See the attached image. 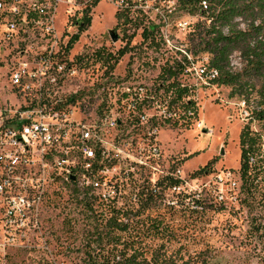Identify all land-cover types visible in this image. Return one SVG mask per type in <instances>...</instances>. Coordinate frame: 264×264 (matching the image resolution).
I'll use <instances>...</instances> for the list:
<instances>
[{
	"label": "rangeland",
	"instance_id": "rangeland-1",
	"mask_svg": "<svg viewBox=\"0 0 264 264\" xmlns=\"http://www.w3.org/2000/svg\"><path fill=\"white\" fill-rule=\"evenodd\" d=\"M174 8L175 0H143L135 11L117 15L114 4L99 1L91 8L89 26L65 51L81 18L67 15L63 7L61 15L53 19L56 43L45 45L28 33L12 43L0 44V102L13 98L10 75L22 62L51 53L46 58L55 63L54 69L39 81L27 83L51 92L52 97H71L81 111L71 106L77 119L101 113L118 119L120 126L111 131L112 147L120 139L132 141V154L137 155L136 148L144 143L150 123L141 128L129 125L134 115L133 99H120L122 87L141 85L148 89L161 67L183 61L188 35L199 17ZM144 29L148 36H143ZM110 31L117 36L116 41L110 38ZM97 50L111 53L109 61H115L111 70L102 64L106 59H100ZM188 56L194 61L189 67L207 61L205 54L193 59ZM81 58L88 61L84 66L73 62ZM238 62L237 55L232 56L234 67H239ZM58 63L65 67L63 72L56 68ZM35 69L30 65L27 70L33 73ZM180 82L192 88L189 99L195 101L198 112L188 128L158 129L163 174H153L143 166L128 174V179L133 177L128 181L124 172L129 166L122 160L113 161L107 179L122 187V196L116 200L124 205L121 212L125 216L120 220L134 228L115 233L122 239L138 236L153 245L169 238L168 253L184 260L202 263L205 257L207 264H264V163L243 180L238 143L244 125L248 123L253 131H259L260 126L249 121L246 105L230 97L229 87L205 86L193 72L181 75ZM145 114L149 118L156 111L152 107ZM211 161L204 173L195 176ZM166 174H173L179 184L163 180ZM73 190L48 184L39 208L27 213V225L9 231L12 238L0 225V264L87 263L91 241L113 211Z\"/></svg>",
	"mask_w": 264,
	"mask_h": 264
},
{
	"label": "built area",
	"instance_id": "built-area-1",
	"mask_svg": "<svg viewBox=\"0 0 264 264\" xmlns=\"http://www.w3.org/2000/svg\"><path fill=\"white\" fill-rule=\"evenodd\" d=\"M99 1L114 4L118 13H128L135 11L143 0H0V44L12 43L28 33L36 35L45 45L50 41L56 43L53 19L61 15L63 7L67 15L82 18L88 9L90 16L91 8ZM50 55L43 53L36 61L22 62L10 75L13 98L0 102V225L10 238L13 234L9 231L23 229L29 219L27 213L39 208L48 184L79 190L99 207L120 208L124 205H118L116 200L122 196V187L107 179L114 160H122L129 166L124 172L125 179L143 166L149 167L153 174H163L159 167L163 153L157 132L165 127L162 121L173 115L168 108L169 98L160 101L161 92L155 91L154 84L148 89L141 85L123 86L120 99H133L134 115L129 125L138 128L150 125L144 143L136 148L137 155L132 154V141L120 139L113 148L111 131L120 126L118 119L106 113L77 119L74 112L81 111L71 97H52L51 92L27 83L39 81L54 69L55 63L47 61ZM60 64L56 68L63 72L65 67ZM30 65L36 68L33 73L27 70ZM191 72L204 85L217 76L214 70L207 72L202 64L185 70ZM152 107L156 114L147 118L145 112ZM254 161L250 159L249 163ZM164 176L163 180L174 181L173 174ZM132 179L131 176L128 181Z\"/></svg>",
	"mask_w": 264,
	"mask_h": 264
},
{
	"label": "trees",
	"instance_id": "trees-1",
	"mask_svg": "<svg viewBox=\"0 0 264 264\" xmlns=\"http://www.w3.org/2000/svg\"><path fill=\"white\" fill-rule=\"evenodd\" d=\"M176 10L199 17L188 35L185 52L192 59L205 54L207 61L202 64L205 70L217 73L205 86L229 87L230 97H237L246 105L249 121L260 126L259 131H253L247 123L239 133L240 175L246 181L250 172L264 163V0H175ZM88 12L89 9L81 18L77 34L67 42L65 51L89 26ZM148 32L144 29L143 36L149 35ZM95 53L100 59H106L102 63L104 66L113 68L115 61H109L113 59L111 53L103 50ZM234 55L238 57L239 67L231 63ZM182 60L161 67L154 82L155 91L161 92L159 100L169 98L168 108L173 115L161 124L170 128H188L198 112L195 101L189 99L192 88L180 82V76L186 74L185 70L194 61H189L185 55ZM73 62L84 66L88 61L81 58ZM250 159L255 160L253 164L249 163ZM211 163L197 170L195 176L204 173ZM172 183L177 186L179 180L174 179ZM87 200L86 205L91 207ZM110 210L113 214L105 222L104 229L97 231L91 241L93 247L86 253V264H207L205 257L201 263L168 253L169 238L154 245L138 236L122 239L115 232L128 233L132 226L120 220L125 216L122 207L113 206Z\"/></svg>",
	"mask_w": 264,
	"mask_h": 264
},
{
	"label": "water",
	"instance_id": "water-1",
	"mask_svg": "<svg viewBox=\"0 0 264 264\" xmlns=\"http://www.w3.org/2000/svg\"><path fill=\"white\" fill-rule=\"evenodd\" d=\"M109 36L112 39V41H116L117 40V36L112 31L109 32Z\"/></svg>",
	"mask_w": 264,
	"mask_h": 264
}]
</instances>
